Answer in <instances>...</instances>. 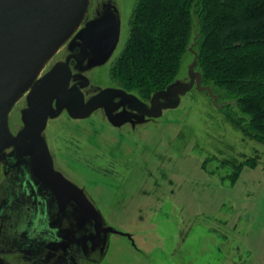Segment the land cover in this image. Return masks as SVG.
Returning <instances> with one entry per match:
<instances>
[{
	"label": "rangeland",
	"instance_id": "374dc122",
	"mask_svg": "<svg viewBox=\"0 0 264 264\" xmlns=\"http://www.w3.org/2000/svg\"><path fill=\"white\" fill-rule=\"evenodd\" d=\"M135 3L87 0L77 26L105 14L120 24L111 55L103 63L92 62L85 72L88 84L98 85L95 91L105 90L103 86L111 81L112 65L129 37ZM192 52L183 59L177 84L162 96L173 104L178 96L174 107L162 109L160 116H149L153 97L144 101L134 92L135 129L117 128L120 125L106 120L101 110L82 120L63 113L50 121L43 137L54 169L94 211L87 204L64 200L67 195L56 196L61 205L55 209L35 204L29 210L30 203L24 199L25 216L10 215L7 228L6 212L0 207V264H230L238 260L233 257L241 254L243 243L248 247L241 264H262L264 144L229 122L227 115L233 118L235 114L221 110L228 100L219 98L210 86L206 87L212 93L198 85L194 72L200 71L196 51ZM48 62L36 77L47 71ZM28 88L6 112L12 136L24 127ZM13 149L9 145L4 149L7 153L0 152V183L11 168L5 155ZM247 160L254 161V166H244L233 179L237 165ZM13 170V182L19 183L17 169ZM16 211L10 209L8 214ZM43 213L51 215L50 225L55 229L53 239L50 231L44 233L48 241L38 237L45 225L39 224ZM19 220L17 227L10 225Z\"/></svg>",
	"mask_w": 264,
	"mask_h": 264
},
{
	"label": "trees",
	"instance_id": "16d2710c",
	"mask_svg": "<svg viewBox=\"0 0 264 264\" xmlns=\"http://www.w3.org/2000/svg\"><path fill=\"white\" fill-rule=\"evenodd\" d=\"M129 26L112 65L122 87L144 101L166 92L194 50L201 84L235 114L229 122L264 144V0H136ZM254 163H239L233 179Z\"/></svg>",
	"mask_w": 264,
	"mask_h": 264
},
{
	"label": "water",
	"instance_id": "95a60500",
	"mask_svg": "<svg viewBox=\"0 0 264 264\" xmlns=\"http://www.w3.org/2000/svg\"><path fill=\"white\" fill-rule=\"evenodd\" d=\"M86 4L87 0H0V152L9 145L15 146V155L29 157L35 175L46 183L56 196L61 199L67 195L68 198H63L64 200L73 199L83 203L84 207L87 204L86 207H90L88 210L93 212L94 208L83 196L77 194L79 190L54 169L53 158L42 132L49 115L55 116L51 111L52 102L57 95H60L62 100L58 101V111L65 107L72 117L83 118L100 106L99 100L107 89L92 96L86 103L82 98V110L75 111L70 103L72 95H69L73 89H68L65 97L61 88H56L53 84L60 77L57 64L42 78V84L34 85L30 91L27 97L28 107L23 114L24 127L16 136H12L6 125V112L13 100L29 86L45 61L78 25ZM81 32L88 33L91 39L89 46L95 57L94 62L103 63L118 42L120 24L114 17L105 14L90 20ZM195 73L199 85L201 74ZM63 80L64 85H68L69 77ZM191 81L193 83V78ZM174 84H171L166 92L153 97L149 116H160L162 109L178 104V96L175 97V104L168 98H162L168 95ZM49 90L56 91V94H51ZM157 100L160 102H156ZM117 116L114 117L116 125L127 120V116L120 114L123 120H118Z\"/></svg>",
	"mask_w": 264,
	"mask_h": 264
},
{
	"label": "flooded vegetation",
	"instance_id": "af4514ba",
	"mask_svg": "<svg viewBox=\"0 0 264 264\" xmlns=\"http://www.w3.org/2000/svg\"><path fill=\"white\" fill-rule=\"evenodd\" d=\"M92 19L94 18H91L89 20L87 19L80 26H76L74 30L71 32V34L56 49V51H54V53L45 61V62L51 61V63L48 62L49 67L47 68V71L43 72L44 74L42 73V75L35 77L34 81H32V83L29 85L30 89L27 87L29 91L28 95L30 91L32 90V88L34 87V85L42 84L41 83L42 78L49 71H51L57 64H58V68L60 69V72H59L60 77H58L56 82L53 84H55L56 88H61V91H63L62 93L65 95V97L68 92V89H73L71 94L69 95L70 96L72 95V98L70 99V103L73 105V108H75V111H81L82 107L84 106V103H86L92 96L99 93V90L95 91L98 88L97 87L98 85L88 84V77L85 74V72L89 70L92 62H94L95 57L92 55V50L89 46L91 39L89 38L88 33L81 32L82 29H84L87 26L88 22ZM102 42L104 43V40ZM67 76L69 77V83L68 85H64L65 81L63 79L66 78ZM110 79H111L110 83H106L103 86V87H106L105 89H107L108 92H105L102 95L98 103L100 106L98 107L97 110L93 111L90 114V116L94 114L95 112L101 110L103 115L105 116L104 118H106V120L113 121V123H115L114 117H116L117 115H118L117 116L118 120H123L122 117L127 116V120L123 122L124 124L122 123V125L121 124L120 126L118 125L119 127L117 128H122L123 126L128 125L129 127H132L133 129H135L136 128L135 113L137 109L135 93L134 92L128 93V91H126L125 88L120 86L114 78L110 76ZM49 91L51 94H56V91L54 90H49ZM82 98L84 100V103L82 102ZM58 101H62L60 99V95H57L56 98H54L52 102L53 110L51 112H53L55 116L49 115L47 125L44 131L42 132V136H44L43 134L46 132L45 130L50 124V121L55 120L63 113H65L69 118L75 119V120H82V119L88 118V117H83V118L82 117H77V118L72 117L69 114L67 108L65 107H63L60 111H58V107H57ZM24 110L22 112V121H23ZM57 111L58 113H56ZM120 114H122L123 116H120ZM145 118H146L145 120L149 119V117L147 116H145ZM5 156H6L5 159L9 160L7 163H10L9 166H11V168L10 167L7 168L8 171H6L5 173L6 177L0 183L1 189H3V192L1 191L2 194H0V207H2V209L4 210L3 214H5L6 212V216L4 220L5 225L8 222V220H10L9 219L10 215H17V217H20L21 215L25 216V213L22 214L23 213L22 205L24 204V201H25L24 199L28 201V204L30 203L29 204L30 206L27 205L28 206L27 209L29 210L34 209L33 207H35V204H39L40 206H44V207H46L47 205L53 206V209H55L54 208L55 206L61 205L60 203H57V197L52 192V189L46 183H43L35 175V173L32 170V166L30 165V159L24 162V160H26L29 157L16 156L14 149L11 154H8V155L6 154ZM13 169H17V175H18L17 180L19 183H17L16 181L13 182L14 176H13V172H11V171H14ZM33 179H37L36 183L33 181ZM16 184H18V187L15 186ZM9 186L11 187L10 189L12 190L8 189ZM4 206H5V209L3 208ZM63 206L65 205L63 204ZM14 207H16V209H14ZM10 209L12 211L17 210L16 211L17 213L15 214L14 212H11L8 214V211ZM19 222H22V221L19 220L18 223H14V225L10 223V225L14 227L15 224H17L18 226ZM39 224H45V225L41 229V233L39 234L38 237L43 241L44 240L48 241V238H47L48 236L45 235L44 238L43 236H44V233L46 232L48 233L50 231L49 238L53 239V236L55 233L52 234V232L53 231L55 232V229H54V226L52 228L50 225L51 215L50 214L44 215L43 213ZM6 227L9 228L8 225H6ZM14 234L17 237L22 238L17 231Z\"/></svg>",
	"mask_w": 264,
	"mask_h": 264
},
{
	"label": "crops",
	"instance_id": "0c3cea01",
	"mask_svg": "<svg viewBox=\"0 0 264 264\" xmlns=\"http://www.w3.org/2000/svg\"><path fill=\"white\" fill-rule=\"evenodd\" d=\"M247 247H248V245L247 244H242L241 245V247H240V249H241V251H238V253L240 254L238 257H236L235 255H234V257H233V259L235 258V259H237L238 258V260H233L230 264H241V262H243L242 260H243V258H244V252L245 251H247ZM232 248V246L231 247H229V250ZM248 252L249 253H251L250 252V248L248 249ZM249 253L246 255L247 257H246V260H249ZM263 254V253H262ZM232 254H230V256H231ZM263 261H262V264H264V254H263ZM260 264H261V262H260Z\"/></svg>",
	"mask_w": 264,
	"mask_h": 264
}]
</instances>
